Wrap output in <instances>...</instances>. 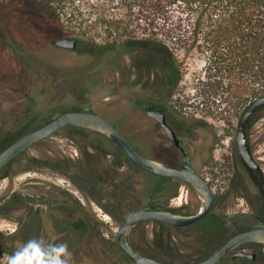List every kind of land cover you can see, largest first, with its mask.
<instances>
[{
    "label": "rangeland",
    "instance_id": "374dc122",
    "mask_svg": "<svg viewBox=\"0 0 264 264\" xmlns=\"http://www.w3.org/2000/svg\"><path fill=\"white\" fill-rule=\"evenodd\" d=\"M0 10L4 18L3 45L0 48V151L60 110L80 109L97 110L117 121L145 154L158 157L172 153L178 156L180 151L167 140L164 131L146 111V104L154 100L165 104L168 114L174 115L175 126L193 140L194 149L189 153L193 155L194 165L200 171L204 172V147L208 139H213L212 156L215 161H224L235 148L239 121L247 106L239 114L226 112V116L218 113L209 115L203 110H199V115L191 114L190 109L189 113L181 111L170 102L171 97H167V84L162 89L161 100L155 98L159 92L155 91L156 86L151 87L148 82L149 78L155 80L157 77L159 66L153 58L149 61L152 64L148 66L147 76L140 61L137 64L139 66L132 65L134 55L125 47L119 46L99 55L88 52V43L81 40L77 48L57 45L56 39L59 37L77 36L71 29L79 28L72 22L66 20L64 24L52 14L22 0H1ZM127 10L128 7H123L117 11L121 14ZM151 21L155 19H148V22ZM184 57L181 54V58ZM187 64L191 81V66L194 64H191V59ZM148 94L154 95L153 100L148 98ZM256 115L261 117L260 121L248 128L253 142L257 141L258 136L264 135V106ZM191 127L196 137L191 133ZM60 148L59 155L61 160H66V164L60 163V158L55 159ZM257 148L264 156V144ZM72 153L79 164H73ZM128 158L122 148L100 132L65 127L45 141L31 146L18 161L6 165L0 170V205L17 189L23 192L43 191L44 194L42 198L31 197V202H34L31 208L36 212L39 209L36 214L42 215L35 216L37 221L26 234L20 232L18 236L21 227L28 221L30 208L29 211L8 210L6 216L0 213V258L11 254L31 238H42L53 243H57V236L63 242L73 238L69 232L67 236L62 234L66 227L63 220L68 217L70 209L74 210V215L85 214L76 209L79 207L76 202L70 200L68 195L71 192L81 200L86 195L101 201L100 205L96 201L88 203L93 206L88 209L97 213L106 228L102 227L103 232L98 233V228L91 226L89 230L95 232L90 235V239L83 236L78 244L82 251L80 247L75 248L76 244L69 248L72 253L71 264H118L115 259L105 256L108 251L113 255L120 250L110 242V236L114 235L120 222L113 217L118 215L116 201L120 197L126 204L130 202V209L144 205L153 187L139 168L132 165L127 167ZM99 177L104 178L101 186L105 192L102 194L96 193ZM26 185L31 186L27 188ZM174 191L176 187L170 189L168 201L176 198L178 193L182 196L171 205L179 206L184 201L185 209L197 211L201 208L202 198L193 188L184 185L176 195ZM157 196L158 192L154 193L153 197ZM62 207L65 209L62 210ZM261 211L264 213L263 208ZM92 218L88 221L98 220ZM216 223L213 217L207 216L195 225L179 228L169 234L185 243L186 248L192 243L198 247L213 245L209 241L207 227L211 228ZM15 228L19 229L16 237L13 234ZM74 232L73 236L79 235ZM158 232L165 233L156 223H142L136 228L140 241L150 251L149 242L155 241ZM94 235L96 237L91 238Z\"/></svg>",
    "mask_w": 264,
    "mask_h": 264
},
{
    "label": "trees",
    "instance_id": "16d2710c",
    "mask_svg": "<svg viewBox=\"0 0 264 264\" xmlns=\"http://www.w3.org/2000/svg\"><path fill=\"white\" fill-rule=\"evenodd\" d=\"M22 1L52 14L64 24L66 20L74 23L79 29H71L72 32L88 43L87 50L92 54L101 55L119 46L125 47L134 55L132 65L139 66L140 61L147 76L148 66L152 64L149 61L156 60L157 77L148 79L150 86H156L155 91L159 92L155 98H161L167 84V97L181 111L189 113L190 109L193 115H199V110L209 115L239 114L247 104L264 95V0ZM123 7L128 10L120 14L117 10ZM150 18L155 21L148 22ZM181 54L185 57L181 58ZM190 59L194 64L191 81L187 64ZM148 96L154 98L152 94ZM152 104L164 106L159 102ZM108 119L144 152L117 121ZM26 151L10 163L18 161ZM60 152L61 148L55 159L60 158L59 162L64 164ZM139 169L152 182L153 193L161 186L170 189L175 185L170 177ZM101 185L98 179L96 193L105 192ZM43 194V191L17 189L0 205V213L27 209L32 196L42 198ZM153 202L157 204L155 207H161L156 199ZM84 229L87 238L95 232ZM99 229L97 232L101 233Z\"/></svg>",
    "mask_w": 264,
    "mask_h": 264
},
{
    "label": "flooded vegetation",
    "instance_id": "af4514ba",
    "mask_svg": "<svg viewBox=\"0 0 264 264\" xmlns=\"http://www.w3.org/2000/svg\"><path fill=\"white\" fill-rule=\"evenodd\" d=\"M0 3H1V0H0ZM3 23H4V18L2 16V10H0V48L3 45V35H2ZM79 45H80V41H79ZM64 48H69V47H64ZM148 98L153 100V98L151 97H148ZM153 102L155 101H152L151 103L146 104V111H147L148 106H151L156 109L164 110L167 115V121L174 128V130L177 133V136L180 139V145H177L176 142L168 135L165 127L158 121V119L151 116L147 111L148 115H150L151 118L155 120L156 125L164 131L167 140L171 142V144L180 151V154L178 156L177 154L168 153L167 155L163 154L155 158H158L172 166L183 168V169L187 168L185 162L188 161L193 166V169H195L196 171H198L201 175L205 177V179L212 186L214 194H215L213 207L210 213L206 215L205 217L211 216L215 219V221H217V223L215 226L211 228L207 227L208 232H209V241L213 242V245L207 244V245H202V246L200 245L198 247L196 246L195 243H192L191 246L186 248L185 243H181L175 235H172L169 233L179 228H182V227H189V226L195 225L196 222L188 226H177V225L169 224L164 221H143L137 224L136 226H134L130 232V239H131V242L134 248L141 254L151 256L153 258H156L162 261L184 262V263L196 262V261L203 260L213 255L236 233L249 230V229H253V228H257V227H264V213L261 211L262 208L264 209V156L260 154V151L257 148V147H261L262 144H264V135L258 136L257 141L253 142V140L251 139V134H249V129H248L251 125L253 126V124H258L261 117L259 115H256L255 113L252 116L247 126V135L249 139V145L253 153L256 164L249 163L248 160L245 158L239 146L237 136H236V144L234 145L236 149L233 148V151L224 158V161H215L212 156L214 147H212L213 142L211 141L213 139L210 138L207 140V144L204 147L205 168H204V172H202L198 168L195 167L194 162H193V155L189 153V151L194 149V144L191 143V141L193 140H191V138L184 131L179 130L175 126L174 121H173L174 115L168 114V112L165 109V104L164 106H160V105L158 106L157 104H152ZM156 102L162 103L159 100ZM191 133H193L194 136L196 137L193 127H191ZM70 155H72L74 159V162L72 160L73 164L75 165L79 164V161L75 159L76 156L73 155V153ZM62 161L64 164H66L65 159ZM126 164H127V167H129L131 164L136 167V165L131 161L130 158H128ZM3 168H1L0 170H2ZM137 168L139 167L137 166ZM159 176L170 177V176H164V175H159ZM170 178L175 183V185L170 189H173L176 187V191L173 192L174 195L178 193V190L181 191L184 185L187 186L189 189L191 188L194 189V187L186 181H183L179 178H174V177H170ZM99 179H101V181L102 180L104 181V178L99 177ZM170 189H167L161 186V188L158 191L157 198L153 197L154 193L151 192L148 198L146 199V202L144 203V205L137 206L135 208L143 207L146 205H148L151 208H159V207H155L157 205L153 202L155 198L159 206H161L160 207L161 209H172V210H175L177 212H182V213L196 212L191 209L183 208L185 204L184 201L183 203H180L179 206L171 205L175 202V199L176 198L179 199L182 196V194L178 193L176 198H172L171 201H168L167 197L170 194ZM68 196H70V200L76 202V204L79 206L76 209L81 210V212H83L85 215H82V213L80 215L79 214L74 215L72 214L74 210L70 209L68 213V217H66V219L63 220V222L66 224V227H65L64 233L62 234H65L67 236L69 232V235L73 237V238H70V240H66V243L68 244L70 243L69 248L74 247L75 244H76L75 248H79L80 246L78 247V244H80L81 239L84 236V231H83L84 227L86 228H90L91 226H94L97 228L100 227L99 229L100 232H103L101 230L102 227L105 228L104 221H102L100 218L97 217V213L91 212L88 209V208H93V206L91 207L90 204H89L90 205L89 207L88 203H91V202L94 203L96 201L97 204L100 205L101 201L98 198L90 199V197L86 195H83V199L81 200L79 197L76 198V195H73V193L71 192L69 193ZM198 197H200L199 194H198ZM119 199L120 197H118L116 201V205L118 206L119 212H118V215H113V217L115 219L117 218V220L120 222L118 224V228L116 232L114 233V235L110 236L108 234V236H110L111 244H115L116 246H118L120 250L117 251L113 255L111 254L110 251H108L105 253V256L108 257L109 259H115V261H117L118 264H138L117 241L116 234L119 229V226L126 219L129 212L135 209V208L133 209L129 208L130 202L126 204L125 200H122V199L119 200ZM239 200H242V201L240 202ZM31 203L34 204V202H31ZM31 203L27 209H23V211L24 210L29 211V208H30V212L28 213V216H29L28 221L26 224H24L21 227L22 228L21 231L18 232L19 230L18 228H15L13 230L14 232L13 234L15 237L17 236L16 234L17 232L19 236L20 232H22L23 234H26L29 231H31L33 228L32 225L36 223L37 221L35 219V216L42 215V214H36L40 210L38 209L36 212L35 209H32ZM61 209L64 210L65 208L62 207ZM90 217L91 218L94 217L98 220H95V222H91L93 219L92 218L91 221H88ZM142 223H156V225H158V227L165 232V233H162V232L157 233V237L155 238V241H154L155 243L149 242L150 247L152 248L151 251L146 249V244L144 243L145 244L144 245L140 241V236L138 237L136 234L137 226ZM74 231L78 233L79 235H77ZM72 232H74L76 236H73ZM89 237L90 236H88V239H90ZM93 237H96V235L91 236V238ZM57 238H58L56 241L57 243L63 242V239H59L60 237L58 236ZM80 250L82 251L81 247H80ZM76 251L81 252L79 251V249H76ZM214 264H264V243L257 242V241H248V242L239 244L231 248L230 250L226 251L225 254L221 258H219Z\"/></svg>",
    "mask_w": 264,
    "mask_h": 264
},
{
    "label": "water",
    "instance_id": "95a60500",
    "mask_svg": "<svg viewBox=\"0 0 264 264\" xmlns=\"http://www.w3.org/2000/svg\"><path fill=\"white\" fill-rule=\"evenodd\" d=\"M77 36H63L56 40L62 47L76 48L79 45ZM264 106V95L250 102L244 109L238 129L237 140L245 158L249 163L256 164L249 145L247 126L252 116ZM148 113L157 118L165 127L168 135L180 145V139L174 128L167 121L166 112L162 109L147 107ZM64 127H81L100 132L118 144L138 167L157 175L179 178L190 183L202 198L201 208L194 213H182L172 209L151 208L148 205L135 208L129 212L117 231V241L131 255L138 264H214L226 251L248 242L264 243V227H257L241 231L233 235L218 251L208 258L196 262H168L139 253L130 239V232L134 226L143 221H164L172 225L188 226L208 215L214 203V191L210 183L193 166L186 161L187 168L172 166L158 158L144 154L137 149L118 127L97 110H60L52 118L23 133L7 147L0 151V169L10 163L16 156L29 149L34 144L50 137Z\"/></svg>",
    "mask_w": 264,
    "mask_h": 264
},
{
    "label": "clouds",
    "instance_id": "9594fccd",
    "mask_svg": "<svg viewBox=\"0 0 264 264\" xmlns=\"http://www.w3.org/2000/svg\"><path fill=\"white\" fill-rule=\"evenodd\" d=\"M72 253L66 242H46L31 238L11 254L0 258V264H71Z\"/></svg>",
    "mask_w": 264,
    "mask_h": 264
}]
</instances>
